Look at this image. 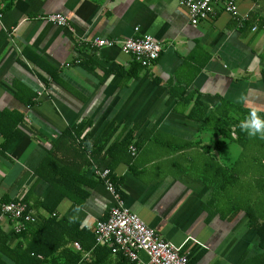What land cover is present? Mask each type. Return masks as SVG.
<instances>
[{
	"label": "crops",
	"instance_id": "1",
	"mask_svg": "<svg viewBox=\"0 0 264 264\" xmlns=\"http://www.w3.org/2000/svg\"><path fill=\"white\" fill-rule=\"evenodd\" d=\"M226 1L194 25L180 0H0V197L41 221L50 192L65 193L50 240L69 241L56 264H131L95 242L114 204L96 168L111 169L126 206L190 264L263 252L250 214L264 221L251 206L264 184V0H236L237 15ZM147 35L162 45L148 67L82 40ZM33 224L17 233L0 214V264L25 259Z\"/></svg>",
	"mask_w": 264,
	"mask_h": 264
},
{
	"label": "built area",
	"instance_id": "2",
	"mask_svg": "<svg viewBox=\"0 0 264 264\" xmlns=\"http://www.w3.org/2000/svg\"><path fill=\"white\" fill-rule=\"evenodd\" d=\"M188 8L191 22L198 25L211 13V5L220 0H180ZM225 10L233 15L239 12L236 0H227ZM46 19L59 26H68V18L61 13H53ZM264 27V26H263ZM258 26L252 27L256 31ZM94 48L118 47L123 53L132 56L134 61L144 67L151 66L161 56L162 45L154 37L147 35L139 38L111 39L95 37L82 39ZM135 155L137 148L130 147ZM96 174L101 178L108 191L114 198V204L109 210L108 217L98 220L94 227L97 245L107 246L114 254L126 256L131 264H188L189 253L183 251L181 245L163 239L153 228L149 227L138 215L133 213L125 204L121 192L111 179L110 168H96ZM0 214L10 221H15V231L21 233L29 224L38 220L36 207L22 199L3 201L0 197ZM77 249H81L75 243ZM147 256V260L141 254Z\"/></svg>",
	"mask_w": 264,
	"mask_h": 264
},
{
	"label": "trees",
	"instance_id": "3",
	"mask_svg": "<svg viewBox=\"0 0 264 264\" xmlns=\"http://www.w3.org/2000/svg\"><path fill=\"white\" fill-rule=\"evenodd\" d=\"M111 179L113 180V177H111ZM82 194L84 197L87 196V193L85 192H83ZM64 195V192L58 195L57 191H51L46 200L42 202L41 207L48 213L49 216L33 224V229L31 232L32 239L29 240L27 247L23 248L22 252L24 253L25 259L19 261V264H56L62 262L61 254L57 255V253L62 247V244L68 242L69 239L64 240L58 238V241L52 242L50 240V236L52 235V233L57 232L58 228H60L64 223L63 220H57L55 217L57 215L58 205ZM250 215L252 220L251 224L258 230L260 247L262 248L263 252L260 255L255 256L248 261H245V263L243 264H264V221L260 222L259 219H256L254 214ZM76 223L78 224V222ZM24 232L26 233V231ZM75 239H78V236L70 237V240L72 241H74ZM104 247L105 249H108V252L111 251L109 247ZM79 258L80 257L78 256L72 261L71 264H78ZM188 264H190V261Z\"/></svg>",
	"mask_w": 264,
	"mask_h": 264
},
{
	"label": "rangeland",
	"instance_id": "4",
	"mask_svg": "<svg viewBox=\"0 0 264 264\" xmlns=\"http://www.w3.org/2000/svg\"><path fill=\"white\" fill-rule=\"evenodd\" d=\"M240 162H246V160H240ZM258 161H252V163H257ZM264 177V176H263ZM263 177H261L262 178V180L264 181V178ZM250 179L253 181V182H256V180H254L255 179V176H253V175H251V177H250ZM259 180V179H258ZM263 183V182H262ZM255 184L253 183V184H251V194H252V196H254V193L255 192H257V189H255V186H254ZM261 185V184H260ZM261 191H259V198L257 197V196H254V198H253V200H251V206L252 207H258L259 209L260 208H262L263 206H264V184H263V186H262V188L260 189ZM254 192V193H253ZM261 210V209H260ZM259 210V211H260ZM253 211V210H252ZM258 211V212H259ZM262 211V210H261ZM256 212H257V210H256ZM255 213V212H254ZM253 213V214H254ZM254 216L255 217H257V214L255 215L254 214Z\"/></svg>",
	"mask_w": 264,
	"mask_h": 264
}]
</instances>
